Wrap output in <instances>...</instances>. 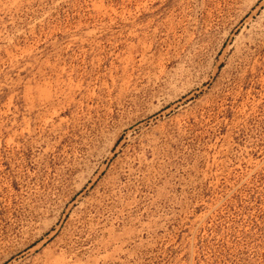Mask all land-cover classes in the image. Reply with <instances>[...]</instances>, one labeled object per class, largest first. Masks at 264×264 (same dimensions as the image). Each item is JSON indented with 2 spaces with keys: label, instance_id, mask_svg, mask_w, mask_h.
Returning <instances> with one entry per match:
<instances>
[{
  "label": "rangeland",
  "instance_id": "374dc122",
  "mask_svg": "<svg viewBox=\"0 0 264 264\" xmlns=\"http://www.w3.org/2000/svg\"><path fill=\"white\" fill-rule=\"evenodd\" d=\"M0 264H264V0H0Z\"/></svg>",
  "mask_w": 264,
  "mask_h": 264
}]
</instances>
